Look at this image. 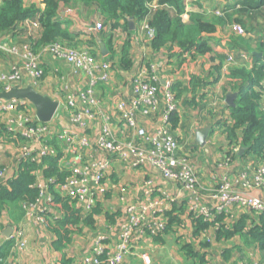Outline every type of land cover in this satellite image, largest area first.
<instances>
[{
    "label": "crops",
    "instance_id": "crops-1",
    "mask_svg": "<svg viewBox=\"0 0 264 264\" xmlns=\"http://www.w3.org/2000/svg\"><path fill=\"white\" fill-rule=\"evenodd\" d=\"M157 2L158 0H155L150 3L149 9L156 10ZM198 2L200 8L187 10L181 16L183 23H190L191 14H201L207 19H219L221 16L216 12H223L225 9V15L235 13L243 0ZM24 6L35 7L40 13L37 12L35 16L20 21L14 35L0 36V41H10L18 45L29 43L38 47L37 43L42 38L43 31L39 19L45 5L43 0H24ZM56 20L70 34L71 41L66 42V45L113 63V81L96 87L95 96L100 101L96 108L99 116L91 122L86 131L91 143V148L87 150L79 146L84 133L73 127L64 103H60L54 118L47 123V139L54 150L53 159L41 156L42 147L38 140L28 143L20 138L25 127H19L14 123L17 119L15 114H0V170H8L11 175L10 181L16 179L25 169L18 164L22 147L28 146L36 161L26 167L33 175L36 186H43L44 196L50 194L51 197H55L51 202L44 198L34 209L29 208L30 203L24 200L5 203L0 213V259H3V264H85L98 238L105 237L111 247L118 243L121 226L127 220L128 208L146 207L156 203L166 211L168 226L170 222L171 226L167 232L155 238H141L137 256L127 259L124 264H250L253 261L264 264V255L257 245H254L252 240H244L241 235L234 233L235 224L227 222L223 224L227 232L233 233L231 236L220 235L218 225L199 227L188 211L189 197L180 185L164 180L149 165L132 168L121 163L116 157L106 158L96 146V137L103 126L105 115L112 118L111 130L121 135L123 137L121 139L126 138L120 133L122 126L118 125L116 119L117 105L120 100L132 97L129 77L132 74H145L151 66H156L162 85L168 81L172 82L174 90L177 91L175 92L181 97L186 95L189 101V105L185 106L179 102L180 127L174 132L181 137L184 150L191 153L192 161L199 172L204 188L203 203L214 205L216 200L211 197L218 185V182L213 180L214 175L221 180L248 167H255L261 162V159L252 153L244 156L240 145L237 147L230 145L226 139L225 125L233 124L226 98L229 93L238 94L240 81L231 77L225 60L220 71L210 76L207 58L196 50H193L194 52L181 48L179 50L173 43L156 48L153 42H149L142 28L145 18H120L118 27L114 30L98 8L87 7L80 1L62 5ZM37 21L40 22V28H32L30 22ZM98 23L103 24V30L95 29ZM217 27L225 34L229 31V28L224 30L221 26ZM119 31L122 33H118ZM249 35L246 40L256 48L255 35L252 33ZM222 40L218 39L217 42L220 43ZM127 50L133 64L126 70L121 67L120 61ZM253 53L262 57L260 52ZM229 54L234 55L235 59L238 57V53L233 49L226 50L225 55ZM214 60L212 65H220L219 60ZM12 62L9 56L0 59V71L8 70ZM243 65L252 70L255 66L253 57L244 59ZM42 66L45 79L36 88L41 95L59 102L63 100L64 94L78 99L88 89L89 78L82 72L75 74L65 61L44 58ZM194 80L198 85L192 88ZM180 90L184 92L181 94ZM255 90L259 89L255 86ZM261 106L264 107V93L261 97ZM22 111L25 117L36 121V108L30 102L26 101ZM17 117L19 119V116ZM161 122L162 110L154 118H138L139 125L150 133L156 132ZM206 127H211V131L206 145L200 147L196 145V131ZM10 129L12 132L8 135ZM68 136L73 143H68L64 139ZM185 137L193 138L190 148L187 142L185 144ZM237 152L242 156L235 158L231 155L234 160L231 159L229 165L221 166L229 154ZM79 155L83 163L87 164L109 160L110 164L105 170L102 182L105 193L99 192L101 186L92 182V190L99 200L98 206L93 212H87L83 205L77 206L74 202L81 218L72 227L69 241L60 242L55 230L62 227L60 223L66 218L63 203L73 200L68 199L59 188L53 191L52 188L48 189L49 178L56 179L54 176L49 177L48 173L54 168L61 174L66 172L70 166L77 163ZM217 161L220 163L216 165ZM7 182L0 185L7 186ZM152 190L154 192L150 193ZM165 194L170 197L168 201L162 200ZM245 215H250L251 218L246 227L253 224L255 218L259 216L255 213ZM19 231L24 232L26 240V247L22 249L17 247L14 239Z\"/></svg>",
    "mask_w": 264,
    "mask_h": 264
},
{
    "label": "built area",
    "instance_id": "built-area-1",
    "mask_svg": "<svg viewBox=\"0 0 264 264\" xmlns=\"http://www.w3.org/2000/svg\"><path fill=\"white\" fill-rule=\"evenodd\" d=\"M216 14L223 15L222 12H216ZM30 25L34 29L41 26L39 21L30 22ZM142 28L149 42H153L158 37L157 31L148 26L147 18ZM95 29L103 30V25L98 23ZM232 30L239 37H248L245 29L239 24L233 25ZM6 56L11 57L13 62L8 70L0 71V93L8 92L16 86L20 88L31 86L36 90L45 79L42 66L44 58L65 61L72 67L75 74L82 72L89 78L88 89L80 95L79 100L64 94L63 100L57 102L59 106L60 103L65 104L71 124L82 134L84 133L79 146L83 150L90 149L91 143L86 136V131L91 122L99 116L96 108L100 105V101L95 96L96 87L113 81V63L100 60L87 51H80L61 42L36 47L35 44L18 45L10 41H0V59ZM234 59V55L229 54L226 60L227 66L233 65ZM128 82L132 97L128 100H120L116 108L118 113L116 119L118 125L122 126L120 133L126 138L121 139L123 138L121 135L111 130L113 122L110 115L103 116V126L97 134L96 146L104 157H116L121 163L128 164L132 168L149 165L164 180L180 185L189 197L188 211L195 219L201 218L212 223L218 215L226 214L229 224H235L247 213H264V162L262 160L255 167H248L221 180L214 175L213 180L217 181L218 185L211 198H214L216 203L214 205L203 203L204 188L199 172L192 161V155L184 150L181 137L171 131V116L180 111V103L173 83L168 81L162 85L156 66H151L145 74H132ZM25 104L24 100L0 99V114H15L17 119L14 123L19 127H25L20 138L28 143L38 140L42 147L41 156L53 157L54 150L47 139V124L40 122L38 118L34 121L25 117L22 111ZM161 110L162 122L156 132L150 133L139 125V117L151 119L160 114ZM11 132L12 129L8 130V135ZM64 139L68 143L74 142L69 136ZM231 159L234 160L231 156L226 157L221 166L229 165ZM35 161V156L28 146L22 147L18 158L19 166L29 165ZM219 163L220 161H217L216 165ZM109 164L108 159L93 164L83 163L79 155L77 163L65 172L64 182L58 183L57 179L49 178L48 189L52 188L53 191L59 188L68 199L75 201L77 206L83 205L87 212H92L98 206L99 200L91 184L93 182L101 186L99 192L105 193L102 182ZM10 178L11 175L7 169L0 170V183L9 182ZM37 188L40 190V196L36 203L29 204V208H36L44 198L48 202L55 198L50 194L44 196L43 186L37 185ZM153 192L152 190L150 193ZM169 198L165 194L162 200L168 201ZM167 225L166 211L160 207L159 203L146 207L131 206L127 210V220L121 226L118 243L111 247L105 237L98 238L85 264H124L127 259L137 256V247L141 238H155L162 235ZM14 239L17 247L21 249L26 247L23 231H19ZM3 263V259H0V264ZM250 264H260V262L253 261Z\"/></svg>",
    "mask_w": 264,
    "mask_h": 264
},
{
    "label": "trees",
    "instance_id": "trees-1",
    "mask_svg": "<svg viewBox=\"0 0 264 264\" xmlns=\"http://www.w3.org/2000/svg\"><path fill=\"white\" fill-rule=\"evenodd\" d=\"M75 1H80L87 7L98 8L114 30L117 29L120 18H147L148 26L157 31L158 37L153 41L156 48L166 47L168 43H173L177 45L179 50L184 49L190 52L196 50L200 55L207 58L208 62L206 61V63L207 69L210 70V76L216 75L220 71L224 60L226 65L228 58L225 55L226 50H235L238 57L234 61L238 65L236 66L234 63L228 68L231 77L239 80L240 83L235 106H228L233 124L225 125L226 139L230 145L235 147L240 145L244 151V156L252 153L264 162V107L261 106V97L264 93V0H243L237 12L225 15V11H223L224 14L219 19H207L201 14H191L189 24L183 23L181 16L187 10L200 8L198 0H158L156 10H150L148 7L155 0H43L45 10L40 14L39 19L43 31L42 38L37 43L38 47L57 42L67 44L71 41L70 34L62 28L61 23L57 22L56 18L62 5H69ZM37 12L40 13L35 7H25L24 0H1L0 36L14 35L18 23L35 16ZM216 20L217 23H215ZM235 24L241 25L248 35L252 32V34L255 33L260 38L262 37L261 40H257L260 47L258 51L262 53V57L254 55V48L245 37H239L233 32L232 26ZM217 26H221L224 30L229 28V31L225 34ZM218 39L223 40L218 43ZM213 56L215 58H212ZM250 56L255 62L252 70H248L243 65L244 59ZM214 59L219 60L220 65H212L215 62ZM120 64L126 70L132 67L133 62L129 50L124 52ZM197 85L198 82L194 80L192 88ZM255 86L259 89L258 91L255 90ZM180 91L181 94L184 92V90ZM177 99L184 106L189 105L186 95L181 97L177 94ZM170 121L172 124L171 131L175 133L174 131L180 127L179 115L173 114ZM238 153H234L232 156L241 157L242 155ZM46 158L53 159L50 156ZM26 166L28 165H24L25 169L16 179L9 181L7 186L0 185V213L6 202L17 200L28 201L29 203L37 202L40 190ZM48 175L49 177H56L58 183H63L66 177L65 172L61 174L56 168L50 170ZM50 186L52 187V185ZM74 202L65 201L63 203L66 218L60 223L62 227L55 230L60 242L69 241L72 227L81 218ZM255 219V224L246 227L251 218L250 215H243L235 223L233 231L235 234L241 235L244 240H252L253 244L257 245L264 255V213L259 214ZM226 222L229 224L226 214L218 215L212 223L201 218L195 219V223L201 228L218 225L220 235L231 236L233 233L227 232L228 230L223 226ZM170 226L171 222L169 226L167 225L166 232ZM102 260L105 261L106 259Z\"/></svg>",
    "mask_w": 264,
    "mask_h": 264
},
{
    "label": "water",
    "instance_id": "water-1",
    "mask_svg": "<svg viewBox=\"0 0 264 264\" xmlns=\"http://www.w3.org/2000/svg\"><path fill=\"white\" fill-rule=\"evenodd\" d=\"M132 23L133 22L131 21L130 24ZM237 97V93H229L226 98L227 105L235 106ZM0 99L4 101L19 99L30 102L36 108L38 120L44 124L51 122L59 108V103L57 101H54L47 96L41 95L31 86L26 88H20L16 86L8 92L0 93ZM210 131L211 127H206L196 131L195 141L198 146L204 147L206 145Z\"/></svg>",
    "mask_w": 264,
    "mask_h": 264
},
{
    "label": "rangeland",
    "instance_id": "rangeland-1",
    "mask_svg": "<svg viewBox=\"0 0 264 264\" xmlns=\"http://www.w3.org/2000/svg\"><path fill=\"white\" fill-rule=\"evenodd\" d=\"M223 11H225V9H224ZM222 13H223V12H222ZM223 14H224V13H223ZM222 16H223V15H222ZM260 23H262V22H260ZM118 33H122V31H119ZM251 33H252V32H251ZM253 35H255V33H254ZM248 36L250 37V35H248ZM255 37H256V41L259 40V39L261 40V38H262V37L260 38L258 34H256ZM243 39H244V38H243ZM247 39H248V38H247ZM259 48H260V47H259L258 44H257L256 48H254V51L259 52V51H258ZM258 54H260V53H258ZM202 124H203V123H202ZM192 139H193V138H191V137H187V138L185 137V144H186V142H187V144L189 145V148H190V144L192 143ZM183 146H184V144H183ZM185 146H186V145H185Z\"/></svg>",
    "mask_w": 264,
    "mask_h": 264
}]
</instances>
